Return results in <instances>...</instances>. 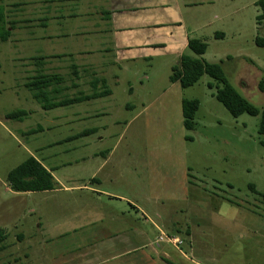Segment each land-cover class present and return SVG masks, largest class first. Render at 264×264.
<instances>
[{"label":"rangeland","instance_id":"1","mask_svg":"<svg viewBox=\"0 0 264 264\" xmlns=\"http://www.w3.org/2000/svg\"><path fill=\"white\" fill-rule=\"evenodd\" d=\"M254 1L219 4L228 19L191 36L207 44L201 59L219 64L263 112L264 48L255 39L264 26ZM0 6L11 30L0 43V264H264V208L250 188L264 193L263 113L234 118L208 75L187 89L172 83L174 56L126 73L108 60L93 64L97 56L54 36L62 18L49 0ZM41 75L63 80L53 101L99 89L114 98L46 111L29 87ZM184 99L200 102L191 130ZM20 110L27 115L9 117ZM30 156L53 170L54 190L10 189L8 173Z\"/></svg>","mask_w":264,"mask_h":264},{"label":"crops","instance_id":"2","mask_svg":"<svg viewBox=\"0 0 264 264\" xmlns=\"http://www.w3.org/2000/svg\"><path fill=\"white\" fill-rule=\"evenodd\" d=\"M49 1L55 18H62V24L58 26L63 31L55 33L56 38L65 37L68 41H73L76 45L79 44L81 46L79 51L89 53L88 56L84 55L86 58L97 56L98 59L93 60V64L102 66L103 61L106 60L107 62L108 60L109 63L106 66L120 68V72L124 71L125 73L130 71L132 63L141 60L149 62L158 57L174 56L175 63L178 65L180 57L188 49V41L192 38V34L208 27L214 19L219 21L228 17V8L222 7V14H216L218 5L228 7L235 3L233 2L235 0ZM257 1H254V4ZM221 34L225 37L224 33L218 31L215 32V37H220ZM114 74L116 75L113 76L115 86L119 84L120 79L116 73ZM62 82L63 80L57 77V81L53 82L57 85L51 88L64 91L65 87L60 85ZM96 82L97 79L90 82L92 88ZM107 82L106 78L101 79V88ZM101 90L99 89L98 92ZM102 92L105 94L109 92L110 94L95 99V101H108V99L111 101L114 98L112 89ZM129 93H134L132 87H130ZM91 95L86 94V96ZM91 101L80 102L77 105L81 104L88 107ZM72 106H76V104ZM88 129L84 131L95 130ZM40 162L52 171L56 182L59 183L53 170L49 169L44 162Z\"/></svg>","mask_w":264,"mask_h":264},{"label":"trees","instance_id":"3","mask_svg":"<svg viewBox=\"0 0 264 264\" xmlns=\"http://www.w3.org/2000/svg\"><path fill=\"white\" fill-rule=\"evenodd\" d=\"M260 9V14L257 16V24L264 26V0H258L255 4ZM11 36V30L6 27L4 18V9L0 6V43L6 42ZM224 38L221 34L220 37ZM255 44L264 48V37H257ZM188 50L190 54H183L180 57L179 64L172 68L170 80L172 83H179L184 89L194 86L204 75H208L220 86L216 92V99L223 104L228 112L237 118L246 113L251 116H258L263 112L248 100L243 98L229 83L222 67L219 64L205 62L201 57L207 52V44L199 39L190 38L188 41ZM54 81H57L56 76L41 75L34 81L29 83V87L36 90L34 92L36 98L39 99L44 110H52L55 108L70 106L80 102L95 100L109 95L103 92L92 94L91 96H81L72 99H63L53 101L52 96L61 92L58 88L50 89ZM209 88H213V84H209ZM259 90L264 93V77L258 85ZM200 102L198 100L182 101V114L184 119V127L191 130L194 127V119L196 112L199 109ZM26 111L20 110L9 115L10 118L21 119L26 116ZM259 133L264 135V115L260 123ZM79 136V135H78ZM7 183L11 190L15 192H43L51 191L56 188V181L52 175V171L48 170L38 159L33 156L27 158L24 162L12 169L7 175ZM254 194L261 197V202L264 208V193H259L254 185H250ZM167 264H175L169 260H165Z\"/></svg>","mask_w":264,"mask_h":264}]
</instances>
